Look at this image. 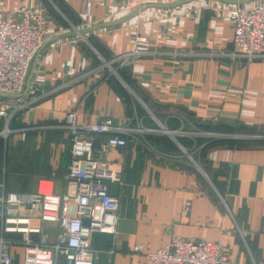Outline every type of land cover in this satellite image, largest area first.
I'll return each mask as SVG.
<instances>
[{
  "label": "crops",
  "instance_id": "obj_1",
  "mask_svg": "<svg viewBox=\"0 0 264 264\" xmlns=\"http://www.w3.org/2000/svg\"><path fill=\"white\" fill-rule=\"evenodd\" d=\"M85 1L0 0L6 11L34 7L45 16L47 34L20 94L0 96L16 111L11 123L33 126L16 144L44 158L32 188L44 178L56 193L67 189L69 133L52 125L71 110L79 123L109 115L134 130L105 151L121 182L106 185L117 198L115 230L89 234L91 264H145L144 251L173 236L220 240L235 263L264 264V59L230 55L227 9L235 3L179 0L118 13L120 0H90L85 15ZM133 46L143 53L115 74L94 69L96 55ZM20 214L53 239V224ZM8 250L9 264H21L22 244Z\"/></svg>",
  "mask_w": 264,
  "mask_h": 264
},
{
  "label": "built area",
  "instance_id": "obj_2",
  "mask_svg": "<svg viewBox=\"0 0 264 264\" xmlns=\"http://www.w3.org/2000/svg\"><path fill=\"white\" fill-rule=\"evenodd\" d=\"M176 1L179 0H120L115 7L119 13ZM90 6V0L85 1V15ZM227 18L232 29L230 55L244 62L264 59V0L247 5L235 3L227 9ZM46 34L43 9L21 6L9 12L0 6V96L20 94L29 63ZM143 40L135 38V42ZM142 53L133 46L108 61L101 58L102 64H96L94 69L104 66L109 74H115L118 66L129 64ZM9 105L0 99V133L4 134L10 131L7 122L15 111ZM25 105L21 103L19 107ZM75 116V110H71L62 122L52 125L69 133L66 190L54 192L52 183L43 178L33 191L5 192L0 182V264L10 263L8 246L15 241L23 247L21 264H91L94 249L89 246V234L114 232L117 198L107 191L106 185L120 183L121 174L106 160L105 151L124 146L134 128L114 123L109 115L82 123ZM97 136L104 138L95 145ZM26 209L31 211V216L55 226L51 241H47V234L40 226L29 223L30 215L20 214ZM4 232H19L22 236L19 240L9 239L3 236ZM32 233L36 238L30 236ZM139 248V244L134 245V249ZM144 261L145 264H237L229 258L220 240L177 236L163 246L145 250Z\"/></svg>",
  "mask_w": 264,
  "mask_h": 264
},
{
  "label": "rangeland",
  "instance_id": "obj_3",
  "mask_svg": "<svg viewBox=\"0 0 264 264\" xmlns=\"http://www.w3.org/2000/svg\"><path fill=\"white\" fill-rule=\"evenodd\" d=\"M101 57L96 55L95 65L102 64ZM108 61V58H103ZM101 70H108L104 67ZM109 72V71H108ZM27 74V73H26ZM16 111H13L9 121L7 122V128L10 130L6 134L0 133V178L7 183V190L11 192L34 190L32 188V182L38 169L44 167V158L37 160L31 154L29 155L27 150H22V147H18L17 139L29 138L32 136L33 126L29 124L17 125L11 123ZM2 124V123H1ZM2 125L0 126L1 129ZM12 129V130H11ZM38 178L35 179L37 181Z\"/></svg>",
  "mask_w": 264,
  "mask_h": 264
},
{
  "label": "water",
  "instance_id": "obj_4",
  "mask_svg": "<svg viewBox=\"0 0 264 264\" xmlns=\"http://www.w3.org/2000/svg\"><path fill=\"white\" fill-rule=\"evenodd\" d=\"M231 3H245V2H248V1H252V0H239V1H235V0H229Z\"/></svg>",
  "mask_w": 264,
  "mask_h": 264
}]
</instances>
